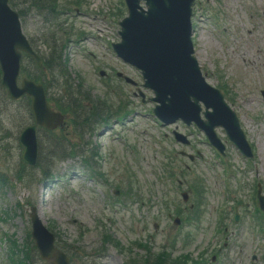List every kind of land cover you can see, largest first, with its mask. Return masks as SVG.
<instances>
[{"label": "rangeland", "instance_id": "rangeland-1", "mask_svg": "<svg viewBox=\"0 0 264 264\" xmlns=\"http://www.w3.org/2000/svg\"><path fill=\"white\" fill-rule=\"evenodd\" d=\"M40 1L41 6L36 7L33 0H10L14 10L20 13L23 34L36 54L42 60L50 57V49L57 54L56 63L51 65L52 73L46 70L38 75L47 83V98L67 105L62 99L66 90V87L62 89V80L68 76L67 85L81 100L89 104L107 101L112 108L121 101L134 114L123 123L115 124L114 119H109L107 129L99 125L100 120L94 122L91 132L66 123L55 132L62 144L59 148L52 147L53 136L40 132L37 160L38 166L46 171L44 176L39 168L24 163L25 166L21 160L19 135L31 122L28 104L24 100L11 101L0 86V218L4 213L9 216L6 221L0 219V264H9L4 234L12 233L22 244L30 231L32 208L60 237L59 244L64 243V250L76 256L75 264H159L160 258L165 260L163 264H173L177 257L182 261L188 254L193 259L202 257V262L210 264L214 252L221 258L220 264H264V253L249 244L250 218H241V207L239 223L232 222L231 209L221 223L224 234L217 231L215 210L222 204L217 183L222 185L220 179L226 172L221 171V162L217 164L212 150L191 127L185 129L180 123L159 127L152 115L155 104L149 100L153 94L139 86L140 73L115 59L108 50L109 41H120L118 27L110 23L112 17L120 20L126 16L120 0ZM246 6L255 17L254 23L244 13ZM197 9L193 34L195 56L211 85L227 87L229 104L254 151L252 161L246 162L226 143L225 161L230 172L239 178L228 183L225 207H234L239 199L244 203L251 200L257 183L264 194V103L260 95L264 89V19L260 17L264 0H199ZM78 12H85L95 20H88L83 13L74 14ZM212 16L220 26L215 25ZM102 19L110 29L104 33L96 30L105 28ZM88 21L93 24L89 25ZM221 28L229 29L231 36L216 37ZM246 35L252 36L258 45ZM23 66L27 71L35 69L29 59L24 60ZM100 70L109 75V86L98 76ZM115 72L131 78L138 87L119 81ZM176 128L192 138L190 149L174 144L172 133ZM218 133L224 139L223 132ZM156 136L166 149L174 153L199 151L202 160L192 164L186 159L172 162L176 176H166L163 153L153 144ZM125 142L130 144V153L123 146ZM64 150L67 152L62 153ZM123 169L131 174L130 197L115 195V190L127 188L128 176ZM195 178L205 188V212L199 228L180 229L181 225L173 226L172 220L176 212H186L192 204V195L185 204L180 193L190 194ZM238 180L243 181L244 188ZM113 198L121 200V207L116 206L118 202H112ZM248 209L253 210V206ZM168 214L173 218L169 219ZM257 240L264 243V238ZM146 256L148 263L143 260ZM31 263L41 264L35 254Z\"/></svg>", "mask_w": 264, "mask_h": 264}, {"label": "water", "instance_id": "water-1", "mask_svg": "<svg viewBox=\"0 0 264 264\" xmlns=\"http://www.w3.org/2000/svg\"><path fill=\"white\" fill-rule=\"evenodd\" d=\"M149 3H151V0H148ZM172 5H175V2L173 0H167ZM153 6V5H152ZM151 15L150 19L147 22V26L150 27L151 24L154 23V19L156 17V10L154 7H151L150 9ZM141 22L140 19H133L130 22L129 26V33L125 36V38L129 39V36L133 34H138L142 32L140 30ZM17 18L16 15L13 14L7 7V1L6 0H0V65L3 72V84L8 88L9 93L14 97L17 98L18 96L22 95L24 92H27V94L30 92L27 90V88H34L33 84L24 81L22 84L23 89L18 90L15 86L16 84V78L18 75V69H19V61H20V54L18 53V50L26 51L27 53H31V50L29 46L27 45L25 39L21 35L20 27L17 25ZM127 39V40H128ZM39 64V62H38ZM8 81V84L6 83ZM192 88L194 94L199 93V89L195 85H187L186 83H181V92L183 94L179 95V98L182 97V99H177L178 101H171L170 104L174 105L177 108V112H180V107L182 104H186L187 98L184 93L185 87ZM39 88V87H35ZM35 93V92H34ZM36 98L33 100V110L34 115L36 117V123L40 125L50 124L53 119H55V122L52 127H55L58 124H61L62 118L59 115H53L48 111L45 99L43 97V94L39 96L38 94H35ZM160 101H164V97H161ZM164 108H162L163 110ZM51 127V128H52ZM31 135L34 132V127H31L27 130ZM33 139V138H32ZM34 141V140H33ZM31 142L29 140V144L32 145L34 142ZM34 236L37 240L38 249L41 252V255L43 258H54L55 263L54 264H68L67 258L57 251L53 246V237L50 236L38 223L35 225V231Z\"/></svg>", "mask_w": 264, "mask_h": 264}, {"label": "bare ground", "instance_id": "bare-ground-1", "mask_svg": "<svg viewBox=\"0 0 264 264\" xmlns=\"http://www.w3.org/2000/svg\"><path fill=\"white\" fill-rule=\"evenodd\" d=\"M175 1V4H181L182 5V2L181 1H178V0H174ZM151 43H154L155 45H157V40L156 39H153L152 41H146L145 44L147 46H150ZM171 67L174 69V71H176V65H171ZM28 164H30V161H27Z\"/></svg>", "mask_w": 264, "mask_h": 264}, {"label": "trees", "instance_id": "trees-1", "mask_svg": "<svg viewBox=\"0 0 264 264\" xmlns=\"http://www.w3.org/2000/svg\"><path fill=\"white\" fill-rule=\"evenodd\" d=\"M29 250V248L27 247L26 250H22V253L25 255V257H27V251Z\"/></svg>", "mask_w": 264, "mask_h": 264}]
</instances>
